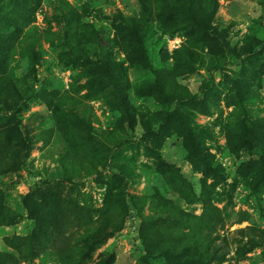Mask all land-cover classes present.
Instances as JSON below:
<instances>
[{
    "label": "rangeland",
    "instance_id": "obj_1",
    "mask_svg": "<svg viewBox=\"0 0 264 264\" xmlns=\"http://www.w3.org/2000/svg\"><path fill=\"white\" fill-rule=\"evenodd\" d=\"M217 2L224 53L186 73L182 32L153 24L150 62L117 46L140 0H0V264H202L215 246L210 264H264V54L243 55L264 0Z\"/></svg>",
    "mask_w": 264,
    "mask_h": 264
},
{
    "label": "trees",
    "instance_id": "obj_2",
    "mask_svg": "<svg viewBox=\"0 0 264 264\" xmlns=\"http://www.w3.org/2000/svg\"><path fill=\"white\" fill-rule=\"evenodd\" d=\"M64 3V8L62 6L63 11L72 10V7L69 5V3H67L66 1H64ZM140 5L143 11V19H138L136 17L124 18L122 21L123 24L119 26L117 32L119 36V39L116 41L118 42L117 46L120 49H123L132 60H143L146 62H150L151 54L148 49V42L151 40V28L153 24L159 25V30L161 31V33H169L170 35H173L178 31L182 32L181 36L187 39V44L183 50L184 54L181 53V57L179 55V62L181 61L182 63H180V65L178 64V67H176V69L186 67L188 68V70L185 68V70L183 71L186 72L187 70L189 72L186 73H192L191 71L197 67L198 59L201 58V56L196 54L195 50H207L210 54V57L213 56L214 52L224 53V48L217 47V35L215 34L214 29L211 27L214 15L219 8L217 0H140ZM17 6L21 8V12H19V14H25L30 7V5L26 1L21 3L19 1L18 4H16V7ZM35 29L36 28H34L33 26V28H31L28 32V36L31 38L30 40L32 45L37 44L33 33ZM3 43V40L0 39V67L5 65L9 61V52L2 49V46H5ZM246 43L248 44V49L243 55L249 56L252 61L256 60L259 56L264 54V40L260 41L252 37L247 38ZM98 46L99 48H101L102 53L105 57V59L103 57L104 62L107 63L105 66V72L107 71L109 74H111L110 78H113L114 75H112L113 72L111 71L115 67L112 66L111 63L108 62V60H106V56L109 55V50L100 43L98 44ZM14 55L15 52L11 51V58L14 57ZM210 61L214 63L213 58L210 59ZM223 62L224 63L221 65H215L212 69L221 70L226 66V58L223 59ZM100 68L102 67L97 65L96 67H94L92 72L97 71ZM183 71L181 70V72ZM100 78L101 77H96L95 79L100 80ZM112 83L114 84V87H118V84H120L121 81L112 79ZM119 87L120 88L117 89V93L119 95V107H121V109L123 110L128 111L130 109V106L123 94V88H121L122 83ZM0 96L3 97L4 95L1 93ZM62 103L64 107L70 109H74L77 107L76 105L73 106V103L69 99L63 100ZM196 156L198 157V160L202 165L208 164L212 166V162H210L207 158H204L202 153L197 151ZM192 165L194 168H197V163ZM169 202L173 201L170 200ZM26 206L28 207L27 202ZM28 210L32 211V209L29 207ZM178 212L181 217H183V215L185 214L180 212L179 209L176 208L175 204L166 203L161 215L164 214L167 216V218H163L160 216L159 220L164 222L176 223L175 219L177 218ZM177 251V254H181V251H183V249ZM226 255L227 254L223 250H219L218 246H215L211 250L209 255L205 256L202 259V264H210L211 262L224 260L226 259ZM111 259L112 256L107 259L106 263L102 264H108Z\"/></svg>",
    "mask_w": 264,
    "mask_h": 264
}]
</instances>
